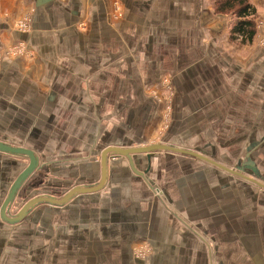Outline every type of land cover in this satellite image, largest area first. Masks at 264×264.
<instances>
[{
  "label": "crops",
  "instance_id": "1",
  "mask_svg": "<svg viewBox=\"0 0 264 264\" xmlns=\"http://www.w3.org/2000/svg\"><path fill=\"white\" fill-rule=\"evenodd\" d=\"M116 1L121 17L115 0H0V140L43 166L26 200L97 183L107 147L156 143L264 185V36L232 46L210 0ZM253 3L264 21V0ZM18 44L26 53L5 54ZM168 80L175 135L150 141ZM135 161L145 177L112 157L100 192L17 225L0 216V264H264V189L187 155ZM28 164L0 153V209Z\"/></svg>",
  "mask_w": 264,
  "mask_h": 264
},
{
  "label": "water",
  "instance_id": "2",
  "mask_svg": "<svg viewBox=\"0 0 264 264\" xmlns=\"http://www.w3.org/2000/svg\"><path fill=\"white\" fill-rule=\"evenodd\" d=\"M155 152H172V153L187 155L200 159L208 164H211L231 174L232 176L242 178L264 189V185L258 182L256 179H254V176L258 178L257 172L252 173L253 175L251 174L253 177H249L247 175H244L240 171H233L231 169H228L227 167L219 164L218 162H215L214 160L193 151L173 147L171 145L163 144V143H156L143 147H127V148L111 146L105 148L101 154V177L97 183L75 186L61 197L50 194H43L32 197L29 200H26L20 206V208L15 211L14 214H11V210L13 206L17 204V201L20 198L22 199L23 197L25 198V196H27L25 193L26 191L25 187L28 181L34 175V173L40 171L43 166L41 164V159L35 150L23 146L12 145L5 141L0 140V153L17 158H26L27 160H29L28 166L25 169H23V171L15 178V180L11 184L8 194L1 205V209H0L1 219L6 224L17 225L22 221H24L26 218H28L31 212L41 205L64 207L77 197L100 192L107 186V183L109 181V177H110L109 162H110V158L112 157L126 158L129 162V166L131 170L135 174L141 177H145V175L148 173V170L146 169L144 171H140L137 168L135 156L146 155L148 163L151 164L152 154ZM152 188L154 191H156V188L154 187Z\"/></svg>",
  "mask_w": 264,
  "mask_h": 264
},
{
  "label": "rangeland",
  "instance_id": "3",
  "mask_svg": "<svg viewBox=\"0 0 264 264\" xmlns=\"http://www.w3.org/2000/svg\"><path fill=\"white\" fill-rule=\"evenodd\" d=\"M253 3V0H251ZM210 2H212L210 0ZM117 4V7L120 6L119 2L115 0V5ZM254 4V3H253ZM255 6V5H254ZM258 11V10H257ZM117 14L119 17L122 16V12L120 10V8L118 7V11ZM227 17L230 20V24H229V37H230V30H231V26H232V22L234 21V19L230 16L227 15ZM31 21H32V15L31 13H27L25 15H23L22 17L18 18L15 20L14 22V27L20 31V32H25L27 33L28 31L31 30ZM264 21L261 19V16L258 13V18H257V34L256 37L254 39V43H256V39L258 37V35L261 36V34L264 36ZM258 42L260 43V45L264 46V42L261 40H258ZM230 44L232 46H241V43L239 42H231ZM22 45L18 44L16 46H12V48H7L5 50V54L9 57H17V56H21L22 54L26 53V49L21 47ZM235 49V48H234ZM166 84V83H165ZM166 89H165V94H163L162 97V101H167L166 106L164 108L161 109V128L159 129L158 133H157V137L155 140H150V141H155V142H165L168 143V141L170 142L173 138V136L175 135L173 127L175 125L173 124V121L175 119L174 113H175V107H174V97H175V89L173 84L171 83V80H168L167 84H166ZM171 139V140H170ZM174 141V139H173ZM240 166V165H238ZM250 174L253 173V171H249ZM23 197L22 199L20 198L17 201V205L14 206V208L16 210H18L20 208V206L22 205V203L26 200ZM139 255L143 256L145 255L142 251L139 252Z\"/></svg>",
  "mask_w": 264,
  "mask_h": 264
},
{
  "label": "trees",
  "instance_id": "4",
  "mask_svg": "<svg viewBox=\"0 0 264 264\" xmlns=\"http://www.w3.org/2000/svg\"><path fill=\"white\" fill-rule=\"evenodd\" d=\"M217 15H230L234 21L230 41L252 44L257 34L258 11L251 0H211Z\"/></svg>",
  "mask_w": 264,
  "mask_h": 264
},
{
  "label": "built area",
  "instance_id": "5",
  "mask_svg": "<svg viewBox=\"0 0 264 264\" xmlns=\"http://www.w3.org/2000/svg\"><path fill=\"white\" fill-rule=\"evenodd\" d=\"M21 47H23V46H21Z\"/></svg>",
  "mask_w": 264,
  "mask_h": 264
}]
</instances>
